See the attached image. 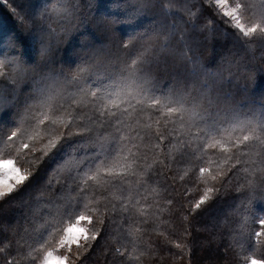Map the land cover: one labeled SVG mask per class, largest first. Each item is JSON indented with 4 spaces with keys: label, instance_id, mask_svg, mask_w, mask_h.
<instances>
[{
    "label": "snow or ice",
    "instance_id": "1",
    "mask_svg": "<svg viewBox=\"0 0 264 264\" xmlns=\"http://www.w3.org/2000/svg\"><path fill=\"white\" fill-rule=\"evenodd\" d=\"M94 6L27 0L26 9L13 6L15 27L0 21V130H8L0 143L31 152L35 163V172L22 173L11 159L0 160V225L58 146H70L57 166L66 171L72 194L40 233L63 250L60 255L47 250L46 240L37 247L30 226L23 231L31 239L17 229L9 236L4 228L0 264H97L98 252L104 264H145V257L156 264L144 240L149 229L131 225L155 223L165 211L187 219L185 185L194 176L204 187L191 203L192 220L208 213L219 199L214 194L226 186L241 193L243 222L225 221L230 233L246 231L247 247L241 243L239 253L216 259L264 264L258 240L264 236V98L237 105L234 53L222 51L213 68L196 54L194 40L199 31L204 40L217 41L208 21L218 27L212 17H219L227 25L225 41L264 48V0H115L123 15L83 11ZM141 17L149 27L138 22ZM161 74L171 80L161 83ZM65 217L75 222L62 226ZM84 222L90 227H80ZM183 247L192 245L176 244L178 254L168 250L181 264Z\"/></svg>",
    "mask_w": 264,
    "mask_h": 264
},
{
    "label": "trees",
    "instance_id": "2",
    "mask_svg": "<svg viewBox=\"0 0 264 264\" xmlns=\"http://www.w3.org/2000/svg\"><path fill=\"white\" fill-rule=\"evenodd\" d=\"M55 2V0H51ZM85 3H92L94 7L84 8L83 11L87 15H96L97 13L110 15L113 17L123 15L122 11L114 7L115 0H85ZM189 3H198V0H189ZM13 6L17 9L27 7V0H0V21H6L9 27L16 26V17L13 14ZM213 15L214 14H209ZM216 20V24L211 25V21H208L209 26L215 27L219 39L217 41L204 40L199 31L194 34L195 46L198 49L197 55L201 57L203 63H212L213 68L216 67L218 55L225 50H231L234 53V63L230 71L233 74L231 91L233 93L234 102L237 105H247L250 101L258 102L259 99L264 98V48H261L259 44H253L242 49L235 43L234 38L229 37L227 41L224 40V28L227 25H223L219 21V17H212ZM143 27H149L148 18L141 17L138 20ZM56 21L53 20V24ZM171 23V21H168ZM123 31L131 30V26L118 25ZM179 30L184 31V25H178ZM230 31V30H229ZM186 34H191L190 30ZM179 39V36H177ZM0 59H3L0 56ZM255 70L254 79L246 80V76L249 72ZM162 75L161 83L171 80V76ZM225 79H229L228 70L224 72ZM238 82V87H237ZM245 84H247V92L244 91ZM247 111V107L244 108ZM8 134V130H0V140H2ZM19 141L16 142L17 146ZM70 150L69 145L58 146V149L50 155L45 161L44 165L36 176L33 177V185L25 193L23 202H13V204L5 210L6 223L0 225L1 228H7V234L12 235V230L16 229V224L22 228H17L20 235L26 239H31L28 233H24L25 226H30L36 230V236L38 239L37 247L43 241H48L44 246L47 250L53 253L60 254L63 250L59 249L55 244L51 242V237L45 233L43 237H40V233L44 231V228L51 221L52 217L56 215V209L58 204H63L62 198L70 197L68 184H65L64 177L67 173H50L52 167H55L58 162L61 161L64 154ZM218 151V150H217ZM32 153L19 149L18 147H10L4 143H0V160L11 159L17 168L21 169V172L33 171L35 172V163L31 159ZM64 170V169H63ZM183 171V169H181ZM189 172L191 168L187 169ZM65 171V170H64ZM207 175V174H205ZM198 176V171L196 173ZM179 183V180H177ZM188 188L189 195L185 196L183 202L184 211L187 213V219L184 214L181 213L178 218H173L168 212L160 213V217L155 223L149 225L133 224L131 225L133 230L140 228H148L149 231L144 235L146 243L152 245L154 258L156 264H181L179 255L172 256L171 253H180L181 249L176 248V244H191L192 247H183L184 259L182 264H225L223 259L217 260L216 255L223 257L228 255L232 257L233 251L239 253L241 251L240 244L243 243L247 247L246 231L241 235L237 233H230L225 221V217L229 221L243 222L244 211L241 203V193L237 192L234 188L226 186L227 190H221L220 193L214 194V199L218 195L219 199L216 201L211 210L199 216L196 220H192L194 213L190 211L191 203H194L196 199L203 192L204 185L196 181V177H193V182L189 185H185ZM219 187V185H217ZM32 189H35L38 198L29 196L27 193ZM165 208L168 207L166 202H163ZM211 203V201L209 202ZM52 204V206H50ZM37 207L35 213L32 212L33 207ZM180 205H176L178 209ZM203 207V206H202ZM75 222V218L69 219L65 217L62 226H69ZM84 228L90 227L86 222L81 224ZM189 225H191L189 227ZM127 227V226H126ZM239 228V224L236 225ZM188 229L185 232V229ZM195 238V241H194ZM260 243H264V236L258 238ZM253 244H256L254 251L257 257L259 253V244H257V238H253ZM165 249L164 251H157V247ZM231 246V247H230ZM226 249L228 251L226 252ZM194 251L195 255H191ZM251 256V253H249ZM99 257L97 264H104V259L100 256L99 252L93 257L95 260ZM145 264H152V258L145 257ZM243 264V261H241Z\"/></svg>",
    "mask_w": 264,
    "mask_h": 264
},
{
    "label": "rangeland",
    "instance_id": "3",
    "mask_svg": "<svg viewBox=\"0 0 264 264\" xmlns=\"http://www.w3.org/2000/svg\"><path fill=\"white\" fill-rule=\"evenodd\" d=\"M16 1L19 2V1H23V0H16ZM12 167H16L14 163H13ZM16 168H17V167H16ZM65 172H66V171H64L63 169L59 168V167L56 165L55 167H52V169L50 170V173H49V174H51V173L61 174V173H65ZM27 194H28L29 196H33V197L39 199V198L37 197L39 193L37 194V192H36L35 189H32V190H31L30 192H28ZM50 206H52V204H50ZM36 211H37V207L35 206V207H33L32 212L35 213ZM15 226H16V229H17V228H22V227H20L18 224H16ZM80 227H83V226L80 225ZM1 230H3V228H1ZM60 254H61V253H60ZM60 254H58V253H53L54 256H58V255H60ZM52 264H55V262L53 261Z\"/></svg>",
    "mask_w": 264,
    "mask_h": 264
}]
</instances>
